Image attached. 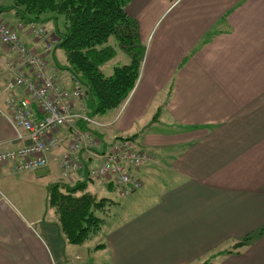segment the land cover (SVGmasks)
<instances>
[{
  "label": "crops",
  "instance_id": "crops-1",
  "mask_svg": "<svg viewBox=\"0 0 264 264\" xmlns=\"http://www.w3.org/2000/svg\"><path fill=\"white\" fill-rule=\"evenodd\" d=\"M126 12L137 23L144 55L124 106L102 117L111 125L101 137L132 136L152 154L133 199L149 205L126 216L133 206L127 205L120 220H108L101 251L110 264H201L263 229L242 251L212 264H264V0H131ZM2 17L15 18L13 10H0ZM44 22L54 31L62 20ZM26 40L33 50L40 46ZM0 48L8 58L11 52ZM129 61L119 50L105 70ZM67 84L62 76L60 85ZM18 145L0 114V150ZM30 176L50 179L46 197L49 184L62 182L53 157L32 171L3 167L0 264H56L54 256L65 257L71 245L59 238L52 208L47 215L33 211L35 200L29 211L17 205L16 195L31 189Z\"/></svg>",
  "mask_w": 264,
  "mask_h": 264
},
{
  "label": "trees",
  "instance_id": "trees-1",
  "mask_svg": "<svg viewBox=\"0 0 264 264\" xmlns=\"http://www.w3.org/2000/svg\"><path fill=\"white\" fill-rule=\"evenodd\" d=\"M11 1V7L13 6L21 20L51 19L54 23L62 20L61 27L57 25L52 30L56 38L52 52L62 51L64 63L61 64L56 58L53 63L57 71L63 74L58 72L60 81L64 76L68 82L65 88H72L76 83L82 91V101L79 103L86 114L102 117L107 112L124 106L138 79L144 55L137 23L126 12V6L131 0ZM41 14L51 16H46L45 19L41 16L39 19ZM119 50L130 57L129 63L116 65L107 73L106 63ZM79 103H76V108ZM104 123L107 124L104 129L111 125L109 122ZM77 124L82 129H90L97 138L104 140L96 127L89 128L82 121ZM70 180L76 181L70 185ZM61 181L48 186L47 202L56 215V227L62 242L82 246L99 234L101 227L107 223L110 207H117L120 203L106 195L109 191L107 187L111 185L108 183L113 182L101 183L105 188V194H101L102 188H94L92 179L85 172L78 179ZM117 193L120 197H125L119 191ZM262 231L263 229L253 237L247 236L236 242L230 250L214 251L201 264H212L217 256L226 253H239ZM99 245L95 249H99Z\"/></svg>",
  "mask_w": 264,
  "mask_h": 264
},
{
  "label": "built area",
  "instance_id": "built-area-1",
  "mask_svg": "<svg viewBox=\"0 0 264 264\" xmlns=\"http://www.w3.org/2000/svg\"><path fill=\"white\" fill-rule=\"evenodd\" d=\"M35 32L47 35L44 27L35 28ZM18 37L17 28L0 19V42L11 46L32 69L28 77L14 74L0 90L6 105L0 114L20 142L17 147L0 150V176L6 164L15 172L32 171L48 166L53 157L62 179H78L85 172L92 180L113 182L122 196L139 191L143 185L140 170L152 163V154L132 136L116 135L105 141L90 129L80 128L78 121L99 130L107 124L81 108L82 91L76 83L72 88L62 87L57 69L30 54ZM44 41L48 52L55 40L51 36ZM22 86L20 96L17 89Z\"/></svg>",
  "mask_w": 264,
  "mask_h": 264
},
{
  "label": "rangeland",
  "instance_id": "rangeland-1",
  "mask_svg": "<svg viewBox=\"0 0 264 264\" xmlns=\"http://www.w3.org/2000/svg\"><path fill=\"white\" fill-rule=\"evenodd\" d=\"M9 1H10V4H8L9 6H7L5 1L0 0V10H3V11L13 10V16L15 18L12 20L5 18L6 20L5 21L4 18L2 17V20L7 25H9L11 28H14V27L17 28L18 34H19V37H18L19 44L24 46L30 54L37 55L40 58H42L44 62L48 65V67L56 68L53 63V58L51 59L53 48H51L50 51L48 52L45 51L44 49L45 47L44 38L45 37L52 36L55 40L54 42H52V45L56 43V38L54 37L53 31L51 30V28L47 27L49 25L46 24L47 25L46 26L44 24L45 23L44 20H37L38 18L36 20L19 19V17L17 16L18 14L15 11V9L13 8V6L11 7L12 1L11 0ZM41 16L43 19H45L46 16H51V14H46V15L41 14L39 19H41ZM7 20H10L13 23H10ZM38 27L45 28L46 34H47L45 37L35 32V28H38ZM23 34H27L26 38H24ZM26 39L28 40L34 39L35 41L40 43V46L33 50L31 47L32 46L31 43H29ZM0 47L2 48L6 47V49L11 52L8 58L4 56H0V81L5 80L6 78L13 77L14 74L17 76L21 75L22 77H28L31 74L32 69L23 64L22 58L13 50L11 46H8V45L5 46V44L4 45L0 44ZM0 55H3V51H1V48H0ZM1 57H4L6 59H3ZM56 59L61 64L64 63V55L62 51L60 50L57 51ZM58 72L60 75H63L60 71ZM9 73L11 75H9ZM1 86L3 85H0V87ZM24 87L25 86H22L17 89L18 95L20 96L23 95ZM1 89H3V87L0 88V90ZM21 89L23 90L22 93H21ZM102 117L96 116L97 119H103ZM60 179L62 178L60 177ZM28 181H29V185H31L29 188L31 189L29 190L27 188L26 194L24 196L20 197L19 195H16L15 201L17 205L21 209L29 211L28 201L33 202L35 200L33 211H39L40 209L43 208V211L47 215H49L50 209L47 203L46 194H44V185H47L50 179L46 176H39V177L30 176L28 178ZM73 181H76V180H70L69 184L73 185L75 183ZM108 184H111V185H109L110 187H107L109 191H107L106 195L114 198L118 203H120L119 206L117 207H110L111 211L109 212V215H108L109 218L107 217L109 221L115 222V221L120 220L118 219L116 215L121 213V210H123V208L127 205L132 204L133 206L127 210L126 216L129 215L130 213L135 212L136 210L145 209V207L149 205V201L147 199L143 200V198H140V197H138L136 201H133L134 198H137L136 196L138 195V193H133V195L130 194L129 196L120 197L117 193V191L120 192L119 187L113 183H108ZM48 186H50V184ZM104 190L105 188H102L101 192H104ZM27 196L29 197L28 200H27ZM44 203H46V205ZM124 211H125V208H124ZM39 229L41 230L42 228L39 227ZM102 229L103 228L101 227L99 234H97L96 236H93L92 239L88 240L86 243H83L82 246L71 244L66 250H64L65 257L58 258V256L55 255L54 257L56 260V264H110L109 258L107 257V255L103 251H101V249L105 246L104 240H101L103 237L100 236ZM99 244H101L102 246ZM96 245H99L101 249L100 248L95 249Z\"/></svg>",
  "mask_w": 264,
  "mask_h": 264
}]
</instances>
